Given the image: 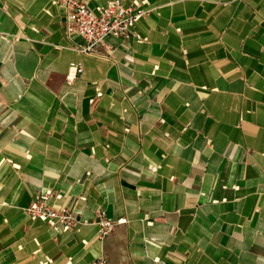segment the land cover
Segmentation results:
<instances>
[{
    "label": "crops",
    "instance_id": "0c3cea01",
    "mask_svg": "<svg viewBox=\"0 0 264 264\" xmlns=\"http://www.w3.org/2000/svg\"><path fill=\"white\" fill-rule=\"evenodd\" d=\"M52 1L0 0V264H264V0H146L107 56Z\"/></svg>",
    "mask_w": 264,
    "mask_h": 264
},
{
    "label": "built area",
    "instance_id": "2783aa9c",
    "mask_svg": "<svg viewBox=\"0 0 264 264\" xmlns=\"http://www.w3.org/2000/svg\"><path fill=\"white\" fill-rule=\"evenodd\" d=\"M52 3L64 8L67 31L85 38L86 44L81 47L83 52L111 55L116 47L110 39H118L125 43L148 41V37L135 29L136 23L149 12L144 6L147 4L146 0H136L132 3L109 0L106 4L95 8L90 7L84 0H53ZM71 70L76 75L83 71V67L80 64H73ZM71 79L69 75V80ZM97 96H102L99 88H97ZM63 197L62 191L52 188L37 193L26 208V213L32 220H41L54 230L62 232L80 230L84 225L96 223L99 227L100 240L106 239L118 224L124 222V219H113L102 209L96 211L94 222L82 218L68 205H55Z\"/></svg>",
    "mask_w": 264,
    "mask_h": 264
}]
</instances>
